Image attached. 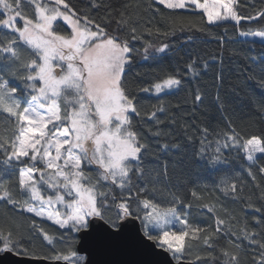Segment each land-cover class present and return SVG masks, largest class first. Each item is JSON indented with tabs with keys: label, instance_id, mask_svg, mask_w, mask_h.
Masks as SVG:
<instances>
[{
	"label": "snow or ice",
	"instance_id": "1",
	"mask_svg": "<svg viewBox=\"0 0 264 264\" xmlns=\"http://www.w3.org/2000/svg\"><path fill=\"white\" fill-rule=\"evenodd\" d=\"M154 5L174 17L170 32L161 33L145 18ZM239 7L240 0H151L146 8L140 0L117 6L111 0H87L81 8L70 0H0V205L16 213L0 216V253L90 264L75 246L77 239L95 231L118 235L138 223L142 239L168 254L169 264H242L246 247L257 253L252 264H264V184L253 171L257 166L264 179V164H258L264 158V133L238 130L217 87L216 107L225 127L197 124L193 112L181 123L183 140L149 128L158 141L152 144L140 121L159 125L158 114L169 112L162 97L211 66L190 56L183 67L139 86V93L160 98L151 111L142 107L127 78L137 57L156 61L170 51L169 43H154V35L202 32L228 21L239 28L247 20L262 26L239 35L264 41V8L245 17ZM186 9L198 13L200 22L185 23L178 12ZM259 86L264 88V76ZM203 101L197 89L194 103ZM258 108L264 115V104ZM169 120L178 123L175 113ZM231 152L243 153L256 192L245 195L243 177L225 155ZM201 168L222 173L213 184L226 199L244 201L245 209L259 214L253 217L256 228L247 213L237 217L219 201L201 204ZM192 201L212 214L213 223L190 220ZM25 212L51 221L58 234L36 219L24 224L18 215ZM26 233L42 236L53 246L52 254L41 256L26 245Z\"/></svg>",
	"mask_w": 264,
	"mask_h": 264
},
{
	"label": "trees",
	"instance_id": "2",
	"mask_svg": "<svg viewBox=\"0 0 264 264\" xmlns=\"http://www.w3.org/2000/svg\"><path fill=\"white\" fill-rule=\"evenodd\" d=\"M114 6L123 3V0H111ZM151 0H140L142 7L146 8ZM70 3L78 8L85 7L87 0H70ZM159 8V12L154 9ZM264 8V0H240L239 12L242 16H249L256 11ZM103 14L102 12L100 13ZM179 17L184 18V22L199 23L200 16L194 13L191 9L180 10ZM146 19H151L154 28L158 27L161 33L170 32L172 28V19L170 11L164 9L163 6L154 5L153 10L147 11ZM262 26L260 21H241L239 28L235 26L234 21H228L219 25L207 26L204 31H187L181 32L177 30L174 35H164L151 37L156 44L167 42L171 48L167 55L162 58L147 62L139 57L133 60L127 69V78L134 90H137V95L141 100V105L144 109L152 110L153 105L159 103L158 97L154 94L139 93L138 87L145 86L150 83L156 76H163L166 73L173 72L177 67H183L184 62L188 61L190 56L199 57L201 63L208 61L210 70L207 74H203L198 79H185L183 86L179 90H175L162 97L164 104L168 107L169 112L158 114L161 120L159 125L153 124L146 120L140 121L145 134L149 138V142L156 144L158 141L151 136L149 128H163L166 132L171 133V136L183 140L184 132L181 128L183 120H191L192 114L195 112L196 123L207 125L211 128L225 127L223 118L217 110L215 96L217 87H219L220 95L224 100L227 115L234 121L238 130L246 134H261L264 133V115L259 111L258 106L264 104V88L259 86V80L264 76L261 68L264 67V41L250 39L239 35L241 30H257ZM192 40L189 41L188 37ZM137 48H142V42H135ZM215 57L216 59H212ZM253 58L257 63H252ZM222 61V63H221ZM222 76V81L217 77ZM199 89L204 94L203 104L194 103V93ZM175 113L178 119L176 125H171L169 116ZM134 120L139 118L134 117ZM191 132H189V135ZM161 140L163 138H160ZM230 161L231 168L239 172L244 180L245 195L256 192L251 178L247 175L248 163L243 158V153L236 152L225 153ZM258 164H264V158L258 160ZM200 187L201 194L204 197L202 203H215L219 201L229 211H234L237 217H242L247 213V220L252 228H256L254 209H245L244 201H236L231 198H225L222 193L213 184L214 179H218L222 173L210 171L207 168L200 170ZM253 171L257 173V181L264 184L261 174L258 172V167L254 166ZM207 185V187H205ZM188 199L192 200L190 193H187ZM253 201L257 207L261 206V202L253 196ZM193 207L190 212V220L194 224H210L213 223L212 214L208 213L201 204L192 201ZM9 215H16L10 207L5 208L0 205V216L5 212ZM18 219L24 224L30 223L32 219L42 225L50 234H58V226L47 220L34 217L30 213H22L18 215ZM240 224L234 226V231H238ZM259 231V229H257ZM63 231V230H60ZM234 239V237H233ZM25 244L31 249H34L41 256L51 255L53 246L48 245L43 240L42 236L34 235L29 237L25 234ZM79 239L75 241V246ZM223 243V241H222ZM245 244L247 242H244ZM64 245L57 244L55 248L63 247ZM196 254V249L193 251V257ZM254 253L251 248L246 247L241 253L242 264H252Z\"/></svg>",
	"mask_w": 264,
	"mask_h": 264
},
{
	"label": "water",
	"instance_id": "3",
	"mask_svg": "<svg viewBox=\"0 0 264 264\" xmlns=\"http://www.w3.org/2000/svg\"><path fill=\"white\" fill-rule=\"evenodd\" d=\"M136 228L129 226L118 235H106L101 231L92 232L79 239L77 249L85 255L90 264H169L168 254L155 249L151 242L143 240ZM0 264H57L48 259L0 253ZM175 264V261H171Z\"/></svg>",
	"mask_w": 264,
	"mask_h": 264
},
{
	"label": "rangeland",
	"instance_id": "4",
	"mask_svg": "<svg viewBox=\"0 0 264 264\" xmlns=\"http://www.w3.org/2000/svg\"><path fill=\"white\" fill-rule=\"evenodd\" d=\"M248 38L261 41V39H260V38H257V37H248ZM40 219H41V218H40ZM49 222H51V221H49ZM51 223H52V222H51ZM83 256H85V255H83Z\"/></svg>",
	"mask_w": 264,
	"mask_h": 264
}]
</instances>
